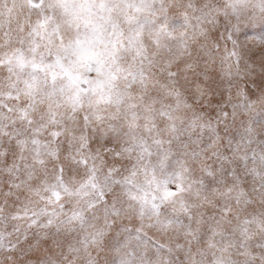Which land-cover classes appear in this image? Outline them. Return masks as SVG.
I'll list each match as a JSON object with an SVG mask.
<instances>
[{
	"label": "snow or ice",
	"instance_id": "snow-or-ice-1",
	"mask_svg": "<svg viewBox=\"0 0 264 264\" xmlns=\"http://www.w3.org/2000/svg\"><path fill=\"white\" fill-rule=\"evenodd\" d=\"M0 264H264V0H0Z\"/></svg>",
	"mask_w": 264,
	"mask_h": 264
}]
</instances>
